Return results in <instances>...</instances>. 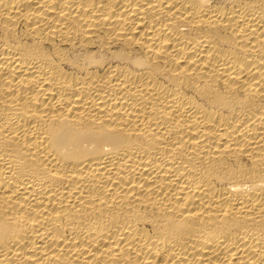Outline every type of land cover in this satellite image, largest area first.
<instances>
[{
  "label": "bare ground",
  "instance_id": "1",
  "mask_svg": "<svg viewBox=\"0 0 264 264\" xmlns=\"http://www.w3.org/2000/svg\"><path fill=\"white\" fill-rule=\"evenodd\" d=\"M0 264H264V0H0Z\"/></svg>",
  "mask_w": 264,
  "mask_h": 264
}]
</instances>
